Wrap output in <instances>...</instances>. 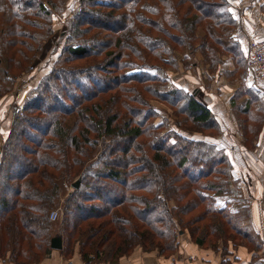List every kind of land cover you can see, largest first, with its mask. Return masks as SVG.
I'll use <instances>...</instances> for the list:
<instances>
[{"label":"trees","instance_id":"1","mask_svg":"<svg viewBox=\"0 0 264 264\" xmlns=\"http://www.w3.org/2000/svg\"><path fill=\"white\" fill-rule=\"evenodd\" d=\"M68 2L0 0V98L9 92L4 83L30 71L53 32L52 17ZM230 7L229 0H80L59 59L16 112L4 141L0 261L41 263L55 236L63 239L61 254L68 261L76 254V241L83 264H120L137 246L169 259L184 232L195 245L220 255L246 247L254 260L263 240L254 231L250 209L233 212L230 201L219 203L238 183L226 149L156 124L157 111L147 100L184 113L202 135L219 128L210 107L194 93L170 88L147 71L156 62H175L173 43L202 50L215 69L221 56H232L233 72L246 81L252 74ZM134 57L145 71L119 73L135 67L122 64ZM91 60L97 62L90 67L66 66ZM246 87L245 107L236 102L240 94L230 103L242 113L238 126L243 146L250 149L264 128V96ZM181 122L176 121L178 129ZM77 181L79 188L66 194L61 218L52 222L50 210L62 200L61 183L73 187ZM103 199L106 205L98 210ZM54 223L61 225L57 232Z\"/></svg>","mask_w":264,"mask_h":264},{"label":"rangeland","instance_id":"2","mask_svg":"<svg viewBox=\"0 0 264 264\" xmlns=\"http://www.w3.org/2000/svg\"><path fill=\"white\" fill-rule=\"evenodd\" d=\"M79 2L80 0H69L63 11H61L60 14L57 13L52 17L50 26L53 32L47 39L44 40L42 50L34 60L30 71L28 73H22L21 76L3 84L5 85V87L9 88V92H7L6 95L0 98V159L2 148L5 143L4 141L8 137V134L12 129L11 126L16 112L22 108L27 99H30L31 95H33L32 92H35V88L39 85V82L43 79V77L50 73L52 67L59 59L62 48L66 43L65 37L63 35L68 31V23L71 18H73L75 10L79 6ZM229 3L231 6V13H233L235 19L239 21V27L235 30V35L237 36L239 42H241V49L243 50L245 57L249 58L251 50L248 46L249 43L246 40L253 36L250 33L251 30L256 31V37L261 36L260 31L262 32L261 29L264 27V0H229ZM44 32L46 33V31ZM198 34H202L201 30L198 31ZM152 35L155 37H160L158 33H153ZM183 36H185V34H183ZM262 39L264 38H256L257 41H261ZM201 40H203V38ZM124 43L131 44L132 46L137 45L136 41L134 40H126ZM244 43L246 46L244 45ZM200 44H202V41H200ZM209 44H211L209 45V47L213 48L212 45L214 44ZM243 45L245 47H243ZM169 46H173V48H176L175 54L171 57V60L175 62H170L167 65L161 62H156L154 63L155 66H151L150 68H148L147 72H150L153 76H156L161 80H166L169 83L170 88H179L191 95L194 93L197 99L206 107L208 106L207 104L213 106L215 113L213 111L212 112L214 113L219 123V128L211 132L208 131L206 135H202L201 133L203 132V130L187 120V117L184 115V113H177L176 110H174L167 104L161 103L157 100H153L149 97L147 98V100L150 101V105L157 111L158 114L155 123L159 125H165V128H167L168 130H174L177 133H181V135L187 138L210 142L217 145L219 148L226 149L230 160L233 163L234 177L238 179V183L236 185H232V189L234 191L233 194L224 198H220L219 203L221 206H223L226 200L230 201V207L233 212H237L243 207H247L250 209L254 231L258 233L263 240V248L257 251V256L254 258L253 262L254 264H264V159L258 158L259 155L257 154V145L256 147H251L250 149H247L243 146L244 134H242V131L238 126V116H240L242 113L234 109V107L230 103L232 97L235 94H240L236 98V102L237 104H240L239 107H241V105L245 107L244 104L248 99V96H246V86L249 87L251 85L254 87L255 82L253 81V79L250 80L252 77L249 74L246 81H244V78L240 75V72L237 74L233 72L236 63L234 62L232 56H221V63L219 67L215 69L212 68L211 64L206 61L202 50H198V48L192 47H176L173 45V43L172 46L171 44H169ZM124 52L127 53V51ZM215 59H218V55H215L212 58V60ZM166 61L169 62L168 60ZM96 62L97 61L94 60H91V62L78 61L77 63L71 65L67 64L66 66L75 69L77 67H90L92 64H96ZM136 62L139 61L135 57L122 60V64L124 66L135 65V67L122 69L119 73L126 74L145 71L141 69V67L138 66ZM206 63H209L210 65ZM11 78L12 75L9 74L8 79L10 80ZM243 81L245 82L244 84L246 86L242 84ZM247 82H249V84ZM221 91L224 92L221 93ZM261 93L264 96V91H262ZM223 94L231 95V98H229V105L226 103ZM220 95L221 99H218L220 98ZM73 119V116L69 117L67 120V124H72ZM176 121L184 122H181L182 129L177 128ZM163 130L164 133L168 131L165 129ZM214 131L220 132V134L215 135L216 133ZM261 133L262 134L260 135V137L264 135V128ZM257 143L258 141L256 142V144ZM61 185L62 200L55 207H53V209L50 210L51 212L53 210L60 211L59 219L61 218L64 209V202L67 196L66 194L68 191L74 189L72 186L68 185V183L66 184L65 182H62ZM105 205V199L99 200L97 209L100 210L105 207ZM53 225L54 232L60 230V223H54ZM179 236L178 251L174 256L170 257V259H173V261H175L182 255L181 251L183 249L182 245L184 242L189 240L191 241V243L193 242L187 232H184ZM77 243L78 241H76L75 243L76 254H74V256L78 255L81 259L80 253H78L79 245H77ZM230 247L231 245L229 244V248ZM241 247L242 246H240L237 251H240ZM200 249H202L203 251H212L210 249H204L201 247ZM248 250V252H252L250 249ZM58 251L61 253L62 249ZM132 251V254L126 255L121 259L120 262H122V260L126 259L127 257H131L134 253H137L138 255L140 254V252L146 255H157V257L161 259L165 258L159 255V251L154 250L152 252H146L142 249L141 246L135 247ZM50 253L46 258L51 255ZM229 255L230 253H225L220 256L222 257L221 259H223V261H226V258H229ZM6 258H4V260Z\"/></svg>","mask_w":264,"mask_h":264},{"label":"crops","instance_id":"3","mask_svg":"<svg viewBox=\"0 0 264 264\" xmlns=\"http://www.w3.org/2000/svg\"><path fill=\"white\" fill-rule=\"evenodd\" d=\"M264 27L261 29L262 32L260 31L261 36L256 37V31H250V33L253 35L246 41L249 43V48L251 47L253 42H258L256 40L259 38H264V32H263ZM255 37V38H254ZM245 45V43H244ZM243 45V47H245ZM251 50V48H250ZM252 77V76H251ZM254 81V78L252 77L250 80ZM252 81V82H253ZM255 82V81H254ZM249 84V82H247ZM225 85V84H224ZM229 87V86H228ZM255 88H257L259 91H264V81L260 83H256L254 85ZM224 91H221L223 93ZM221 99V95L219 96ZM223 97L226 100V103L229 105V98H231L230 94H223ZM207 107H210V109L215 113V110L213 109V106H210V104H207ZM258 146V158L259 159H264V135H262L257 143ZM185 246V247H184ZM182 255L178 257L175 261L173 259H161L158 258L157 255H146L140 254L137 255V253H134L131 257H127L126 259L122 260L120 264H221V256L220 254H217L213 251H203L200 249L198 245H195L191 241H186L182 245ZM248 248L246 247H241L240 251H232L231 255H229V260L232 261L230 264H254L252 260V252H248ZM51 255L42 260L41 263L38 264H83L82 260L78 255H75L72 259L69 261L66 260L62 254L57 250L54 249L50 253ZM185 254V255H184ZM238 260H235L237 259ZM0 264H14V263H9L7 260H3L0 262ZM263 264V263H262Z\"/></svg>","mask_w":264,"mask_h":264},{"label":"built area","instance_id":"4","mask_svg":"<svg viewBox=\"0 0 264 264\" xmlns=\"http://www.w3.org/2000/svg\"><path fill=\"white\" fill-rule=\"evenodd\" d=\"M251 53L248 58L249 68L254 78V81L258 84L264 81V39L258 42H253L251 45ZM60 211L53 210L49 219L55 221L59 219Z\"/></svg>","mask_w":264,"mask_h":264},{"label":"water","instance_id":"5","mask_svg":"<svg viewBox=\"0 0 264 264\" xmlns=\"http://www.w3.org/2000/svg\"><path fill=\"white\" fill-rule=\"evenodd\" d=\"M80 186V182L77 181L74 185L73 188L77 189ZM51 248L57 249V250H61L63 248V239L59 236H55L54 238H52V242H51Z\"/></svg>","mask_w":264,"mask_h":264}]
</instances>
